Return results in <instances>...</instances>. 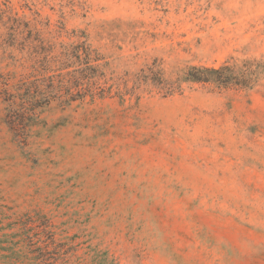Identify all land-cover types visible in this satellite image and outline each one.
I'll return each instance as SVG.
<instances>
[{
  "label": "rangeland",
  "instance_id": "1",
  "mask_svg": "<svg viewBox=\"0 0 264 264\" xmlns=\"http://www.w3.org/2000/svg\"><path fill=\"white\" fill-rule=\"evenodd\" d=\"M0 264H264V0H0Z\"/></svg>",
  "mask_w": 264,
  "mask_h": 264
},
{
  "label": "trees",
  "instance_id": "2",
  "mask_svg": "<svg viewBox=\"0 0 264 264\" xmlns=\"http://www.w3.org/2000/svg\"><path fill=\"white\" fill-rule=\"evenodd\" d=\"M185 82L198 84H214L220 88L244 87L248 88L250 80L243 78L240 80L229 67L221 69L213 68H193L184 78Z\"/></svg>",
  "mask_w": 264,
  "mask_h": 264
}]
</instances>
